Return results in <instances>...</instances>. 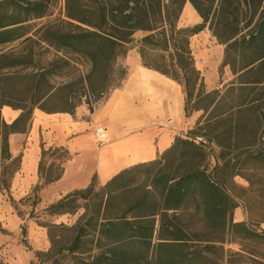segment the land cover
<instances>
[{"label":"trees","instance_id":"1","mask_svg":"<svg viewBox=\"0 0 264 264\" xmlns=\"http://www.w3.org/2000/svg\"><path fill=\"white\" fill-rule=\"evenodd\" d=\"M6 1L12 2L0 0V4ZM92 1L95 8L84 11L79 0H66V21L31 31L23 28L25 20L0 12V192H9L19 169V158L10 153V135L28 133L34 109L73 115L76 107L85 104L93 112L101 99L121 86L127 70L117 68L116 61L125 56L126 46L140 31L144 33L139 44L141 64L182 85L185 117L199 110L209 115L185 138L175 137L155 160L120 171L98 192L94 176L86 188L46 207L47 214L59 216L74 213L84 203L86 212L66 251L77 252L85 238H91L99 253L94 262L81 264H223L210 255L223 257L226 237L228 241L237 237L264 245V232L232 221L233 206L222 183L208 171L209 150L198 141L205 137L202 131L215 133L220 128L210 140L229 149L240 134H247L252 145L261 141L249 156L264 168V0ZM186 1L202 21L179 28L177 22ZM12 3L17 16L31 11L41 16L37 13L42 6L39 2L32 6ZM206 26L224 45L222 66L228 65L234 77L226 85V94L218 89L204 91L203 78L195 67L190 39ZM40 43L87 59L89 73L79 82L54 86L49 77L60 68L59 60L40 66L33 51ZM114 74L116 82H110ZM15 85L29 97L10 98ZM190 102L195 104L191 110ZM5 106L19 111L10 123L1 116ZM53 151L59 155L58 164L45 165L46 150L40 145L38 181L32 187L34 203L43 188L61 177L62 165L69 158L63 147L56 146ZM190 201L201 212L207 230L215 235L213 240L203 244L197 233L187 234L182 228L176 212ZM241 257L229 252L225 264H234ZM252 261L264 264L254 256Z\"/></svg>","mask_w":264,"mask_h":264},{"label":"rangeland","instance_id":"2","mask_svg":"<svg viewBox=\"0 0 264 264\" xmlns=\"http://www.w3.org/2000/svg\"><path fill=\"white\" fill-rule=\"evenodd\" d=\"M12 2L18 4L23 2V4L30 6L39 2L42 6L37 13H40L41 16L36 17V12L34 11L17 16ZM12 2H2L0 4V12L5 16L18 17L21 20H25L22 25L25 31L36 30L49 23L67 20L66 0H12ZM79 2L84 11H92L95 8L92 0H79ZM105 2H116V0H106ZM187 8L193 9L188 1H186L178 19L177 26L179 28L196 25H193L191 18L187 17ZM89 15L91 14L86 13L85 16ZM201 21L199 17V22L201 23ZM139 34L137 33V35L133 36L134 41L126 46V52L137 47L135 40H140L144 36L140 37ZM219 47L224 52V45L218 42L207 26L196 37L190 39V48L195 67L200 70L201 77L202 74H205L202 77L203 90L212 91L218 89L221 94H226V85L232 82L234 77L228 65L222 66L224 55L222 61L218 63V52L216 50ZM33 51L35 61L40 66H46L54 59L59 60L60 68L49 77L50 82L54 86H60L68 82H79L91 69L90 62L82 56L74 53L56 52L43 43L35 45ZM23 52L25 53L26 51ZM123 58L124 56L116 61L115 66L119 69L126 68L122 64ZM115 80V74L110 76V82H116ZM19 90V87L15 85V91L10 92L8 96L13 100L29 97L27 94L18 92ZM104 99H101L97 105L102 103ZM194 105L193 102H190L188 109L191 110V108L195 107ZM261 111L264 113V106H262ZM41 112L43 111L34 109L32 119H35V122H38L36 120L37 114ZM12 114L8 119H5L1 110V116L5 122L10 121L13 116L16 117L19 111H15ZM208 115L207 111L205 113L202 110L191 111L186 117L190 127L179 137L185 138ZM219 130L221 129L215 130V133L212 130L201 132L205 137L200 139H207L205 148L209 150L206 153L207 169L212 171L213 177L219 180L225 189L228 201L233 206L231 209L232 221L245 222L250 228L264 232V168L249 156L261 146V141L252 145L253 141L247 134H240L235 146L229 149L226 147L220 148L210 140ZM41 133H43V130L39 129L36 143L39 149L41 145L46 150L43 162L45 165L50 162H54L57 165L59 155L53 151L56 145L52 139L42 138ZM30 141L31 135L27 133L25 137H22L17 142V152L13 158H19L17 163L19 169L13 176L9 192H0V264H81L82 261L94 262L99 253L95 239L85 238V242L75 253L66 251V248L71 246L76 234L75 227L86 212L82 205L84 203L81 202L80 207L72 214L49 215L45 209L56 202L58 200L57 197L47 196L46 193L40 191L38 200L34 203L32 187L35 184L28 187V185L22 183V180L25 179L24 171H20L22 169V156L24 150L29 147ZM13 167H15V164L11 166V169ZM56 172L57 170L55 169L54 174ZM103 185L96 180L95 191L98 192V188ZM9 198H12L14 204L11 203ZM93 207L97 208V206ZM10 213L14 215L11 218ZM176 214L187 234L197 233L198 239L203 244L215 238V235L207 230L201 212L195 207L193 202L190 201L183 205ZM223 248L224 254L222 258H219L217 254L210 255L211 258L225 264L228 253L237 252L242 257L240 260L235 261L234 264H255L252 261L253 256L259 260H264V245L255 241L243 240L237 237L228 241L226 237Z\"/></svg>","mask_w":264,"mask_h":264},{"label":"crops","instance_id":"3","mask_svg":"<svg viewBox=\"0 0 264 264\" xmlns=\"http://www.w3.org/2000/svg\"><path fill=\"white\" fill-rule=\"evenodd\" d=\"M189 18L193 25L200 23L196 12ZM137 33H140V37L144 35L140 31ZM135 44L137 47L128 50L123 58L122 64L127 74L121 86L112 90L93 112L81 104L73 115L41 112L37 114L38 122L32 119L28 134L31 135L35 130L38 138V130L42 129V138L52 139L56 146L63 147L69 155L62 165L61 177L43 188L42 193L60 199L74 190L86 188L94 176L103 185L128 167L155 160L171 146L176 136L190 127L184 113L182 85L144 67L138 49L140 40L136 39ZM216 51L220 63L223 51L220 47ZM4 108L9 107L5 106L2 110ZM9 110L10 115H13L15 110ZM16 117L13 116L8 122ZM98 126L104 128L107 135L101 144L97 141ZM25 136L20 133L10 135L12 157L16 155L17 142ZM27 149L22 156L20 171H24L25 176L22 183L29 187L38 181L40 149L38 147L35 172L30 174L25 170L24 156ZM9 215L10 218L14 216L12 213Z\"/></svg>","mask_w":264,"mask_h":264},{"label":"bare ground","instance_id":"4","mask_svg":"<svg viewBox=\"0 0 264 264\" xmlns=\"http://www.w3.org/2000/svg\"><path fill=\"white\" fill-rule=\"evenodd\" d=\"M193 14H195L194 9L188 8L189 17L192 16ZM2 115L5 119H8L10 117L9 108H4L2 110ZM36 140H37V136L34 130L31 134V141L27 149L26 155L24 156L25 170L28 174L35 172L36 162L38 159V151H39Z\"/></svg>","mask_w":264,"mask_h":264},{"label":"built area","instance_id":"5","mask_svg":"<svg viewBox=\"0 0 264 264\" xmlns=\"http://www.w3.org/2000/svg\"><path fill=\"white\" fill-rule=\"evenodd\" d=\"M82 101H85V96L82 97ZM96 132H97V141L99 143H102L106 140L107 135H106V131L104 128L98 126L96 127ZM198 141L205 146L206 142L204 140L198 139Z\"/></svg>","mask_w":264,"mask_h":264}]
</instances>
